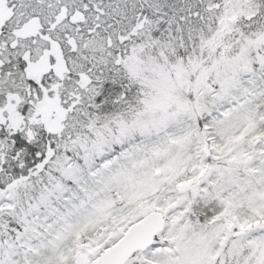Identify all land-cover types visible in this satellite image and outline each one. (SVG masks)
<instances>
[{
  "label": "snow or ice",
  "instance_id": "1",
  "mask_svg": "<svg viewBox=\"0 0 264 264\" xmlns=\"http://www.w3.org/2000/svg\"><path fill=\"white\" fill-rule=\"evenodd\" d=\"M0 264H264V0H0Z\"/></svg>",
  "mask_w": 264,
  "mask_h": 264
}]
</instances>
